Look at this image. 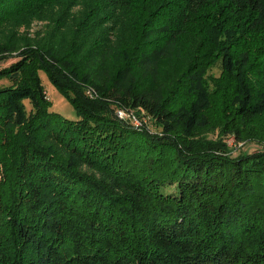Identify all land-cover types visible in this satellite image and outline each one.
Here are the masks:
<instances>
[{"label": "trees", "instance_id": "obj_1", "mask_svg": "<svg viewBox=\"0 0 264 264\" xmlns=\"http://www.w3.org/2000/svg\"><path fill=\"white\" fill-rule=\"evenodd\" d=\"M0 36V264H264V150L196 136L264 140V0H0Z\"/></svg>", "mask_w": 264, "mask_h": 264}, {"label": "rangeland", "instance_id": "obj_2", "mask_svg": "<svg viewBox=\"0 0 264 264\" xmlns=\"http://www.w3.org/2000/svg\"><path fill=\"white\" fill-rule=\"evenodd\" d=\"M47 22L45 20H34L31 25L26 27H20L19 34L25 35L29 38V41L36 39V35L40 34V32L46 27ZM17 34V33H16ZM21 36L17 35L18 38ZM2 36H0V42L2 41ZM18 42H21L20 40ZM15 59H9V61L5 63H1L0 66L7 65L9 62L14 61ZM215 68V67H214ZM212 68V69H214ZM216 70V69H215ZM217 72V70H216ZM40 77L46 91L47 97L51 102L50 109L53 111H57L66 117H75L73 107L68 103L67 99L64 95H62L47 79L44 72H40ZM87 96L89 98H95V95L92 91L86 90ZM95 96V97H94ZM27 109L29 108V103L27 100L24 101ZM122 112L124 120L132 123L134 126L138 128H144L150 133L160 134V129L155 125L153 119L146 113L144 109L141 108H116V113ZM139 112V115L136 114ZM123 119V118H122ZM215 123L214 126L207 127L206 129L199 132L196 136L197 139L201 137L207 139L210 142H216L222 140L228 152L235 156L240 153H254L256 151L264 150V140L256 138L254 136H246L243 138L235 136L233 133H228V125H220L221 121H213ZM219 122V123H218ZM204 139V140H205Z\"/></svg>", "mask_w": 264, "mask_h": 264}, {"label": "built area", "instance_id": "obj_3", "mask_svg": "<svg viewBox=\"0 0 264 264\" xmlns=\"http://www.w3.org/2000/svg\"><path fill=\"white\" fill-rule=\"evenodd\" d=\"M117 114V116L119 117V118H123L124 119V117H123V113L122 112H118V113H116Z\"/></svg>", "mask_w": 264, "mask_h": 264}]
</instances>
